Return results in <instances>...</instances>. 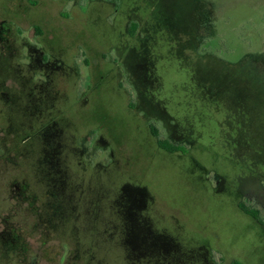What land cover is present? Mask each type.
Returning <instances> with one entry per match:
<instances>
[{
    "label": "rangeland",
    "instance_id": "rangeland-1",
    "mask_svg": "<svg viewBox=\"0 0 264 264\" xmlns=\"http://www.w3.org/2000/svg\"><path fill=\"white\" fill-rule=\"evenodd\" d=\"M241 202L264 0H0V264H264Z\"/></svg>",
    "mask_w": 264,
    "mask_h": 264
},
{
    "label": "trees",
    "instance_id": "trees-1",
    "mask_svg": "<svg viewBox=\"0 0 264 264\" xmlns=\"http://www.w3.org/2000/svg\"><path fill=\"white\" fill-rule=\"evenodd\" d=\"M132 33V32H131ZM152 134L157 139L158 146L169 153H176L179 151L180 144H176L165 138L158 129L154 126H151ZM239 208L248 216L252 217L260 224H264V210L255 203L241 202ZM232 264H241L238 261H234Z\"/></svg>",
    "mask_w": 264,
    "mask_h": 264
},
{
    "label": "flooded vegetation",
    "instance_id": "flooded-vegetation-1",
    "mask_svg": "<svg viewBox=\"0 0 264 264\" xmlns=\"http://www.w3.org/2000/svg\"><path fill=\"white\" fill-rule=\"evenodd\" d=\"M240 209V208H239ZM241 210V209H240ZM242 211V210H241ZM243 212V211H242ZM244 213V212H243ZM245 214V213H244ZM247 215V214H246Z\"/></svg>",
    "mask_w": 264,
    "mask_h": 264
}]
</instances>
